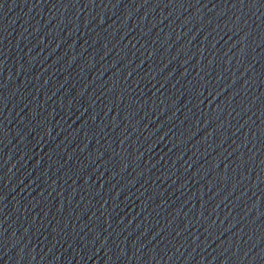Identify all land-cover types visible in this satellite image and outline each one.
Returning a JSON list of instances; mask_svg holds the SVG:
<instances>
[{"label":"water","instance_id":"95a60500","mask_svg":"<svg viewBox=\"0 0 264 264\" xmlns=\"http://www.w3.org/2000/svg\"><path fill=\"white\" fill-rule=\"evenodd\" d=\"M0 264H264V0H0Z\"/></svg>","mask_w":264,"mask_h":264}]
</instances>
